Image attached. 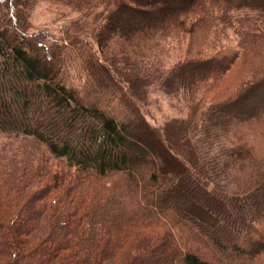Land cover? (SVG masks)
Returning a JSON list of instances; mask_svg holds the SVG:
<instances>
[{"label": "trees", "instance_id": "16d2710c", "mask_svg": "<svg viewBox=\"0 0 264 264\" xmlns=\"http://www.w3.org/2000/svg\"><path fill=\"white\" fill-rule=\"evenodd\" d=\"M36 1L0 0V131L44 144L66 169L8 158L0 264L263 254L264 155L244 130L264 121V0H63L82 14L63 37L29 32ZM228 29L235 46L221 40ZM172 43L184 44L176 59ZM241 56L259 67L214 102ZM155 86L193 96L186 116L151 123L142 105Z\"/></svg>", "mask_w": 264, "mask_h": 264}, {"label": "rangeland", "instance_id": "374dc122", "mask_svg": "<svg viewBox=\"0 0 264 264\" xmlns=\"http://www.w3.org/2000/svg\"><path fill=\"white\" fill-rule=\"evenodd\" d=\"M81 12L76 10L75 7L66 5L63 0H38L28 14L29 32L33 31H47L57 37L66 36L67 33L73 34L77 24L74 22L81 18ZM88 29V27H87ZM85 32V31H84ZM81 36H85L83 33ZM90 38L91 44L95 47V42L92 37ZM221 40L223 43L235 46L238 37L233 33L232 29L226 31V35L221 34ZM173 48L171 55L176 59L180 49L184 44L172 43ZM260 65V60L255 58L254 60H246L243 56L235 62L234 67L228 76L223 79L217 88H221L219 93L212 96L214 102L220 101L227 95L231 94L236 87H238L243 80H247L250 77L246 75V71L257 70ZM74 73V82L82 81L83 75L77 70L71 69ZM148 104L142 105V111L146 118L153 124H161L172 117H184L188 112V102L193 97L183 92L167 91L161 87H153L149 91ZM205 101H209L207 98ZM247 137H249L254 145V152L259 155H264V121L253 122L249 124L245 130ZM18 151L24 152V157L29 160L37 158H45L49 163L50 169L53 170H65L66 161L63 158H56L49 153L44 144L34 141L33 138L28 136L15 137L9 136L0 131V171H9V167L5 165L8 162V158L15 155ZM15 159V158H13ZM18 160V159H17ZM262 232L264 233V221L260 225ZM249 264H264V253L258 255Z\"/></svg>", "mask_w": 264, "mask_h": 264}]
</instances>
